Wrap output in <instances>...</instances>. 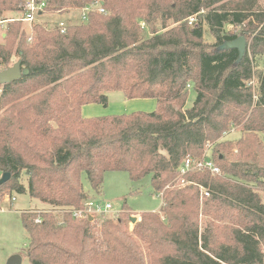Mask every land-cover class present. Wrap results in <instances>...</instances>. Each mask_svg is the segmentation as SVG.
Returning a JSON list of instances; mask_svg holds the SVG:
<instances>
[{
    "label": "trees",
    "instance_id": "trees-1",
    "mask_svg": "<svg viewBox=\"0 0 264 264\" xmlns=\"http://www.w3.org/2000/svg\"><path fill=\"white\" fill-rule=\"evenodd\" d=\"M28 1L0 0V71L20 61L27 72L0 86V174L11 175L0 197L7 186L43 204L22 213L30 263L264 264V0H38V18H86L64 32L35 22L30 38ZM240 37L242 57L228 45ZM115 91L156 109L83 117ZM206 156L221 175L182 173ZM108 172L151 176L160 211L132 230L126 204L75 216L93 199L83 178L100 195Z\"/></svg>",
    "mask_w": 264,
    "mask_h": 264
},
{
    "label": "rangeland",
    "instance_id": "rangeland-1",
    "mask_svg": "<svg viewBox=\"0 0 264 264\" xmlns=\"http://www.w3.org/2000/svg\"><path fill=\"white\" fill-rule=\"evenodd\" d=\"M6 19L19 18V14L5 13ZM82 18L79 11L70 14H47L42 18L36 17V20L22 23V29L30 38L33 35V24L48 23L53 26L55 23L64 22L66 24L78 23ZM5 25V24H4ZM4 25L0 26V42H2V34L4 33ZM227 31L238 34L239 29L228 27ZM206 41L213 44L214 40L210 35H206ZM17 58H15V62ZM260 69H264V58L260 60ZM13 65V64H12ZM11 65V66H12ZM108 106L99 104H91L85 106L82 115L85 118H95L111 115H124L134 112H152L156 109V101L154 99H133L127 100L124 93L115 91L108 94ZM196 98L193 88L190 89L187 107H191ZM240 137V133L233 132L228 136L230 140H236ZM264 141V134H261ZM1 178V174H0ZM85 190L90 193L93 199L99 201L102 205L110 204L112 209L108 214L116 215L120 213L124 205L135 213L133 217L140 220L141 213L158 212L162 206V198L160 195L153 193L151 185V176H147L141 181L132 182L126 172H108L105 175L102 193L96 195L89 184L86 177L83 178ZM8 195L15 197L13 203L9 202ZM43 206L40 201L30 197L28 193L13 194L7 186L2 188L0 197V264H8L13 256L22 258L21 264H31L26 254L29 244L28 234L23 226L22 213L24 211L40 209ZM135 223H130L132 230Z\"/></svg>",
    "mask_w": 264,
    "mask_h": 264
},
{
    "label": "built area",
    "instance_id": "built-area-1",
    "mask_svg": "<svg viewBox=\"0 0 264 264\" xmlns=\"http://www.w3.org/2000/svg\"><path fill=\"white\" fill-rule=\"evenodd\" d=\"M24 8L25 11L22 17V21L33 23L36 20L37 14L40 13L45 8V2L38 0H29ZM100 11L104 12V9H101ZM86 13L87 10H84L81 13L83 18H86ZM2 24L3 22L0 23V25ZM66 25L68 24L64 22L59 23V26L62 28V32L65 31ZM191 170H208L214 175H221L220 169L217 166H215L212 160H210L209 157L207 156L200 160H193L191 158L186 159L182 167V173L184 174ZM201 190L203 196L205 197L209 196V192H207L203 187H201ZM7 200L13 203L16 199L12 195H8ZM111 209L112 206L110 204L102 205L96 199H90L85 203L84 209L74 212V215L77 217H83L85 215H89V216L104 215L109 213ZM36 222H40V219H37Z\"/></svg>",
    "mask_w": 264,
    "mask_h": 264
},
{
    "label": "water",
    "instance_id": "water-1",
    "mask_svg": "<svg viewBox=\"0 0 264 264\" xmlns=\"http://www.w3.org/2000/svg\"><path fill=\"white\" fill-rule=\"evenodd\" d=\"M231 48H237L240 51L241 57L244 55L247 49V42L244 37H240L237 40L228 44ZM26 71H23L21 62H16L13 66L0 71V86H4L6 84H11L14 81L21 79V77L26 74ZM11 178L9 173L2 174L0 178V186L7 183ZM132 223L137 222L136 217H132ZM22 258L20 256H13L9 261L8 264H21Z\"/></svg>",
    "mask_w": 264,
    "mask_h": 264
},
{
    "label": "crops",
    "instance_id": "crops-1",
    "mask_svg": "<svg viewBox=\"0 0 264 264\" xmlns=\"http://www.w3.org/2000/svg\"><path fill=\"white\" fill-rule=\"evenodd\" d=\"M87 106H88V105H87ZM84 108H85V107H83V109H84ZM83 109H82V110H83Z\"/></svg>",
    "mask_w": 264,
    "mask_h": 264
}]
</instances>
